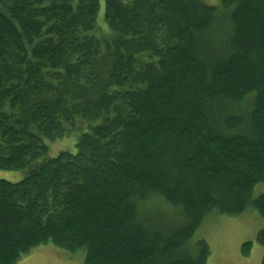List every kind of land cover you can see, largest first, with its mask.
<instances>
[{"label":"trees","instance_id":"trees-1","mask_svg":"<svg viewBox=\"0 0 264 264\" xmlns=\"http://www.w3.org/2000/svg\"><path fill=\"white\" fill-rule=\"evenodd\" d=\"M0 170V264H207L264 217V0H0Z\"/></svg>","mask_w":264,"mask_h":264},{"label":"rangeland","instance_id":"rangeland-1","mask_svg":"<svg viewBox=\"0 0 264 264\" xmlns=\"http://www.w3.org/2000/svg\"><path fill=\"white\" fill-rule=\"evenodd\" d=\"M208 5L218 6L221 0H204ZM104 17V9L100 11L99 18ZM77 125L84 128L81 121ZM71 133L67 141L59 143L57 149L71 147L76 140ZM24 178V172L0 170V179L13 183ZM264 194V183L256 186L254 196ZM162 211L172 219H180L179 211L160 204ZM264 229V217L252 210L240 217H215L210 219L204 228L199 231L198 239L208 241L212 248V256L207 264H262L264 247L257 242L258 233ZM252 243L249 256L242 254V247ZM18 264H84L82 253L71 255L53 245L41 246Z\"/></svg>","mask_w":264,"mask_h":264}]
</instances>
